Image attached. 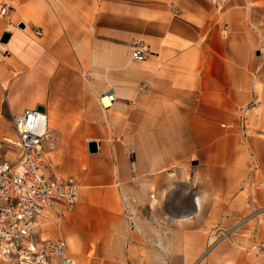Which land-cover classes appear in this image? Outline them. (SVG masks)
Wrapping results in <instances>:
<instances>
[{"label": "crops", "instance_id": "1", "mask_svg": "<svg viewBox=\"0 0 264 264\" xmlns=\"http://www.w3.org/2000/svg\"><path fill=\"white\" fill-rule=\"evenodd\" d=\"M2 5L0 109L43 107L45 173L80 184L76 208L62 219L46 210L35 239H64L76 264H237L200 251L217 208L229 225L264 207V0ZM137 40L150 49L143 61L132 59ZM223 121L241 124L243 139ZM2 155L19 153L6 144ZM260 244L249 248L256 264Z\"/></svg>", "mask_w": 264, "mask_h": 264}, {"label": "built area", "instance_id": "2", "mask_svg": "<svg viewBox=\"0 0 264 264\" xmlns=\"http://www.w3.org/2000/svg\"><path fill=\"white\" fill-rule=\"evenodd\" d=\"M7 13L8 7L2 5L0 15ZM149 53L144 41H134L132 59L143 61ZM107 97L110 103L115 100L113 93ZM103 99L100 103L107 107ZM12 118L16 138H0V256L9 257L16 264H76L64 239L37 241L35 229L38 219L50 208H56L58 219L71 213L79 202L80 184L70 175L52 179L45 173L41 151L49 131L42 112L26 110ZM6 144L19 153L15 163L2 155ZM256 250L264 253V244Z\"/></svg>", "mask_w": 264, "mask_h": 264}, {"label": "rangeland", "instance_id": "3", "mask_svg": "<svg viewBox=\"0 0 264 264\" xmlns=\"http://www.w3.org/2000/svg\"><path fill=\"white\" fill-rule=\"evenodd\" d=\"M177 42V41H176ZM173 46L179 47V46H185V45H179V44H174ZM0 61L5 60V58L8 56L9 52L7 51V48L3 45L0 44ZM258 99H254L249 105H247L244 109H241L239 116L242 115V112L244 114L247 112L248 108H251L253 104ZM100 103V99H99ZM244 110V111H243ZM13 118L11 113H7L6 108L3 107V109H0V138H10V139H15V131L13 127ZM224 126H223V125ZM220 126L224 127L227 129L228 132H231L232 134L240 137V139H243L242 135V130H241V124L235 123V122H224ZM227 124V125H226ZM248 133L252 128L250 127L251 124L248 122ZM226 125V126H225ZM229 126V128H227ZM229 129V130H228ZM10 151L5 150V152H8V157L11 159L17 157V153L14 149H8ZM54 171L58 172L57 169H54ZM248 173L246 174V176ZM244 177L243 179H245ZM189 179L190 181L192 180L191 174H189ZM239 189V188H238ZM235 189L234 193L238 190ZM123 202V198H122ZM223 203V201H222ZM123 204V203H122ZM124 205V204H123ZM122 205V207H123ZM221 205L217 206L220 207ZM262 209H256L255 211H248L247 214H244V216L239 218H235L233 222H228L231 224H227L225 222V217L219 215V211H221V208H217L218 210V215L214 217L213 221L209 223V229L205 232V244L203 248L200 251V257L207 251L208 256H218L217 258H228L229 261L233 258L234 262H238L237 264H244L245 262L249 261L250 262L254 261L253 255L251 254L249 248L250 246L253 245V243H258L260 241H264V236H262V233L264 232V218H260L259 222V217L256 218L257 214H259L261 211L264 212V207H261ZM124 209V207H123ZM135 213H137V207H135L134 210ZM124 215L127 218L129 222L132 220H135L134 213L132 211H124ZM204 217H197L196 219L203 220ZM132 224V223H131ZM208 224V222H207ZM155 228H159L160 224L154 223ZM58 226V225H57ZM56 226V227H57ZM158 226V227H157ZM134 229V228H133ZM161 229V228H159ZM164 228H162L163 230ZM227 234V235H225ZM241 243H237L240 242ZM246 242V244H245ZM224 245V248L222 250H219L220 247ZM257 247V246H256ZM213 251H219L218 253L216 252L215 255L213 254ZM175 250L174 253L175 254ZM178 252V251H177ZM0 264H1V258H0ZM199 264V261L198 263ZM203 264V263H202ZM204 264L205 261H204ZM256 264V262H255ZM259 264H264V259L261 261Z\"/></svg>", "mask_w": 264, "mask_h": 264}, {"label": "water", "instance_id": "4", "mask_svg": "<svg viewBox=\"0 0 264 264\" xmlns=\"http://www.w3.org/2000/svg\"><path fill=\"white\" fill-rule=\"evenodd\" d=\"M9 37H10L9 34H5L3 39H2V42H7ZM38 111L42 112V111H44V108L43 107H39ZM89 145H90V149L92 151H96V145L94 143H90Z\"/></svg>", "mask_w": 264, "mask_h": 264}, {"label": "bare ground", "instance_id": "5", "mask_svg": "<svg viewBox=\"0 0 264 264\" xmlns=\"http://www.w3.org/2000/svg\"><path fill=\"white\" fill-rule=\"evenodd\" d=\"M246 157H247L246 153H242L240 155V157L238 158V161H237L240 166H244L245 165ZM239 177H241V176H239Z\"/></svg>", "mask_w": 264, "mask_h": 264}]
</instances>
